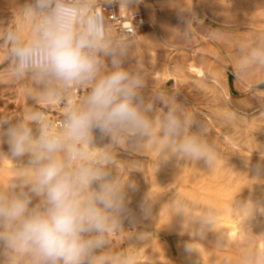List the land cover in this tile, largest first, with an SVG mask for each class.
<instances>
[{"label": "clouds", "instance_id": "clouds-1", "mask_svg": "<svg viewBox=\"0 0 264 264\" xmlns=\"http://www.w3.org/2000/svg\"><path fill=\"white\" fill-rule=\"evenodd\" d=\"M116 2L129 7L140 0ZM21 14L32 21V36L7 33L13 75L32 77L44 102L65 101L71 89L90 90L58 122L31 109L14 122L0 120V154L22 162L16 179L0 185V264H134L131 255L109 260L104 250L125 223L136 228L150 219L153 202L145 194L136 209L130 206L133 185L114 175V150L122 141L136 149L149 143L213 167L215 149L202 135L204 125L175 97L161 96V114L152 115L156 104L142 94L143 77L128 66L130 38L106 35L94 0H27ZM243 60L264 64V45ZM254 170L259 175L264 166ZM236 208L254 213L255 205ZM215 217V210L205 211L194 235L203 238ZM143 238L142 231L135 236ZM185 251L193 252L190 242ZM244 264H264V251Z\"/></svg>", "mask_w": 264, "mask_h": 264}, {"label": "rangeland", "instance_id": "rangeland-1", "mask_svg": "<svg viewBox=\"0 0 264 264\" xmlns=\"http://www.w3.org/2000/svg\"><path fill=\"white\" fill-rule=\"evenodd\" d=\"M204 1H179V5L185 6L181 9L180 17L169 16V24L179 23L182 26L181 43L183 46L180 50H172L167 46H160L159 43L149 44V36L154 32L152 23H156L154 19H148L141 3L131 4L129 6L131 9L126 13L127 17L142 13L145 23L136 36V39L142 44V51L140 54L131 56L128 66L143 77L142 94L146 100L155 102L157 110L152 113L155 118L158 119L161 114L159 98L161 96L175 97L177 101L183 102L184 107L197 123L204 125L202 135L215 149L220 163L232 166L231 162L236 159L237 152L252 144L256 121L264 119V75H262L264 64H254L243 60V57L247 56L253 48L264 45V0H242L231 10L221 9L214 15L202 12L200 4ZM109 4L106 3L103 6ZM115 4L118 7V3L115 2ZM15 7L14 0H0V52L2 53L0 61V120L7 119L13 122L24 116L26 107L31 102L29 88L24 82V77L16 78L13 75V65L10 62L12 45L7 39V33L14 30ZM213 52H219L227 59L235 57L237 59L236 69L248 76L253 88L244 89L235 70L227 68L223 69V72L229 78L231 93L229 96L214 88L198 90L187 88L174 80H167L157 74L162 68V62L168 56H179L186 60L197 57L198 64L203 65L210 60ZM194 53H199V55H194ZM250 68L259 69L261 73L251 74L249 73ZM87 91L86 89L85 93ZM32 104L33 110L42 111L48 117V115L61 114L66 100L55 107V112L34 102ZM207 114L211 115L214 124L208 122ZM190 130L197 131L195 126ZM98 146L102 147L103 145ZM3 150L6 151V146H3ZM167 155L170 156V153L166 154L162 150L157 151L149 143L136 149L122 141L114 150L112 171L114 175L120 177L122 182L133 185V189L129 192L132 201L130 206L133 209H136L145 194H148L153 202L154 189L152 186L156 179H161V183L167 187L171 194H183L184 187L181 179L184 174H181L179 169L173 165L172 161L175 158H169ZM201 161L199 160L198 163ZM157 170L160 172L159 175H155ZM154 209L153 203L150 219H141L136 228H130L125 223L122 230L112 233L109 236V246L104 250V254H109L111 257L114 255L113 258L115 256L117 258L121 254L131 255L132 247H138L140 248L139 256L146 258L147 255L154 252V241L160 240L161 248L172 244V237L176 232L167 229L164 225L163 228ZM141 231L145 237L137 241L135 236ZM169 263L182 264L175 251L170 255Z\"/></svg>", "mask_w": 264, "mask_h": 264}, {"label": "bare ground", "instance_id": "bare-ground-1", "mask_svg": "<svg viewBox=\"0 0 264 264\" xmlns=\"http://www.w3.org/2000/svg\"><path fill=\"white\" fill-rule=\"evenodd\" d=\"M14 1L16 2V16L13 32L19 35L22 40L30 39L32 21L21 14L22 6L27 0ZM179 1L182 0H140L139 3H141L148 19L152 18L156 23H152L154 32L149 36V44L159 43L160 46H167L172 50L182 49V26L179 23L173 25L168 23L169 16H179L181 9L185 7L182 4L179 5ZM94 2L97 5V12H100L105 18L106 35L108 37L117 36L116 30L108 21L104 11L103 4H106V0H94ZM115 2L116 0H113L112 3ZM240 2L242 0H205L200 4V8L202 12L214 15L221 9L231 10ZM118 9L122 15L127 17L126 13L131 7H122L118 3ZM132 16L133 14L128 17ZM209 17L214 18L215 16ZM136 36L138 33L130 38V56L140 54L142 51V44L136 39ZM194 55L198 56L199 53H194ZM1 60L2 53L0 52ZM198 60L197 57L186 60L179 56H168L162 62V68L157 74L167 80H174L187 88L197 90L214 88L229 96L231 94L229 78L223 72V69L227 68L235 70L244 89L253 88L248 76L236 69L237 59L235 57L227 59L223 54L213 52L210 60L205 64L199 65ZM249 73L257 74L261 73V70L250 68ZM24 82L29 88L31 101L25 112L33 110L32 102L55 112V107L62 101L44 102L39 99L40 88L34 79L26 75ZM86 89L90 90L88 86H84L83 93ZM87 93L77 96L75 89L70 90L62 113L48 115L46 119L52 120L57 116H63L67 105L79 103ZM206 117L210 124H214L211 115L207 114ZM254 128L252 144L237 152L236 159L231 162L232 166L220 163L217 156L215 166L209 167L203 161L198 163L197 160L185 159L172 154L167 155L169 158H175L172 161L173 165L179 169L181 174H184L181 179L184 192L181 195H173L167 187H164L161 179H156L152 186L154 189L152 199L157 219L162 226L175 231L176 234L172 237V244L162 248L160 240L152 242L154 252L147 255L146 258L139 256L140 248L132 247L131 256L134 257V264H170L169 257L174 251L182 264H244V259L252 253L264 251V212L261 211L264 209V172L257 175L254 170V166L257 164L264 166V159L261 157L264 155V119L256 121ZM154 148L158 151L156 147ZM21 167L22 162L13 161L0 154V185L7 187L10 182L16 179V174ZM159 173L157 170L155 175H159ZM247 201H251L255 205L254 213L248 209L236 208V204ZM209 209L215 210V222L211 227L205 229V235L201 238L194 235L198 229L196 221ZM189 242L193 247L191 253L185 251V245ZM141 249L144 248L141 247ZM105 256L109 260L114 259V255L112 257L109 254Z\"/></svg>", "mask_w": 264, "mask_h": 264}, {"label": "built area", "instance_id": "built-area-1", "mask_svg": "<svg viewBox=\"0 0 264 264\" xmlns=\"http://www.w3.org/2000/svg\"><path fill=\"white\" fill-rule=\"evenodd\" d=\"M106 17L108 21L112 24L113 28L116 30L117 35L120 33H125L129 38L134 37L139 29L144 25L143 14H136L132 17H125L121 14L115 3H110L104 8ZM84 92V87L75 89V95H82ZM63 116H57L50 120L55 123L62 119Z\"/></svg>", "mask_w": 264, "mask_h": 264}]
</instances>
